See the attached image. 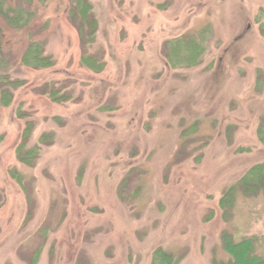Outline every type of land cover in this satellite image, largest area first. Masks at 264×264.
Listing matches in <instances>:
<instances>
[{
    "label": "rangeland",
    "instance_id": "374dc122",
    "mask_svg": "<svg viewBox=\"0 0 264 264\" xmlns=\"http://www.w3.org/2000/svg\"><path fill=\"white\" fill-rule=\"evenodd\" d=\"M259 165L264 0H0V264L264 256Z\"/></svg>",
    "mask_w": 264,
    "mask_h": 264
},
{
    "label": "trees",
    "instance_id": "16d2710c",
    "mask_svg": "<svg viewBox=\"0 0 264 264\" xmlns=\"http://www.w3.org/2000/svg\"><path fill=\"white\" fill-rule=\"evenodd\" d=\"M91 36L94 34L93 25L90 27ZM191 50V49H189ZM35 54L25 56L24 61L34 63L39 66H47L48 59L42 58L39 51L33 50ZM193 51V50H191ZM190 51V52H191ZM12 86H16L17 83H9ZM7 98L3 100L8 104ZM264 182V166H255L251 168L246 175L240 180V186L243 188V193L248 194L252 189H258ZM255 190V191H256ZM227 198V197H226ZM258 247V240L255 237H246L239 242H232L230 239L223 240V249L229 256V259L224 262H216L214 264H264V256H257L255 252Z\"/></svg>",
    "mask_w": 264,
    "mask_h": 264
}]
</instances>
